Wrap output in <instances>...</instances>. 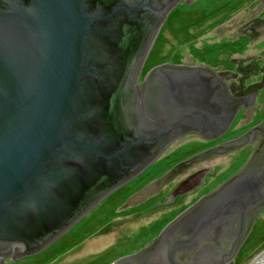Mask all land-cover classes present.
<instances>
[{"label":"water","instance_id":"1","mask_svg":"<svg viewBox=\"0 0 264 264\" xmlns=\"http://www.w3.org/2000/svg\"><path fill=\"white\" fill-rule=\"evenodd\" d=\"M182 1L0 0V264L44 250L175 140L227 131L232 73L163 63L140 80ZM257 158L110 264L234 261L264 211V146Z\"/></svg>","mask_w":264,"mask_h":264},{"label":"rangeland","instance_id":"2","mask_svg":"<svg viewBox=\"0 0 264 264\" xmlns=\"http://www.w3.org/2000/svg\"><path fill=\"white\" fill-rule=\"evenodd\" d=\"M185 1L179 3L175 15L166 19L152 46L151 54L148 55L147 63L156 64L163 57L167 60L166 64L208 67L220 77L226 73L234 74L235 79H225L229 86H235L236 83L240 88L243 84L252 91L258 88L264 82V0L252 4H233L230 0L225 8L223 5L226 0ZM222 8L223 13L233 9L225 12V16L223 13L209 16ZM202 16L204 23L196 30L190 29V34L194 35L190 39H184L183 27ZM234 44L236 47L231 51L223 47H232ZM238 67L239 73L235 70ZM256 98L247 110H241L236 115L230 129L235 130L234 135L264 119V91L256 95ZM191 134L175 140L164 150L160 159L144 173L146 176L151 175L146 182L151 183L152 179L165 175L180 158L189 154L190 145L199 142ZM253 145L241 152L234 151L195 161L188 168L166 177V180L156 185L155 192H152L155 195L160 191L159 200L181 178L196 168L213 166L215 169L214 174L208 176L207 185L195 194L178 198L169 207L154 209L157 198L146 204L139 205L137 201L129 203L126 197L135 192V184L140 180L129 182L104 197L41 252L18 259H10V253L2 264H110L143 249L166 222L173 220L202 194L217 189L230 175L243 168L261 143L256 140ZM169 153V157H166ZM255 224L256 238L253 245L242 253L236 264H255L264 254V211L258 215ZM232 263L233 260L229 264Z\"/></svg>","mask_w":264,"mask_h":264},{"label":"flooded vegetation","instance_id":"3","mask_svg":"<svg viewBox=\"0 0 264 264\" xmlns=\"http://www.w3.org/2000/svg\"><path fill=\"white\" fill-rule=\"evenodd\" d=\"M230 0H226L225 3H229ZM260 0H232L230 1L231 3H236V4H252L255 2H259ZM236 72L239 73L240 72V68H235ZM229 75V74H227ZM234 75V74H233ZM231 75V79H235V76ZM225 79V78H224ZM235 86H229L228 90L230 93V96H232L233 98H235L236 100H241L242 101V106H240L238 108V111L236 113V115L241 111V110H247L248 107H250L254 101L257 99L256 95H260L263 91H264V82L257 88H255V90H249V88H245L244 85L242 84V87L240 88L239 85L237 86L236 83L234 84ZM251 96L253 97V100L251 102ZM236 115L234 117V120L236 118ZM234 120L232 122H234ZM256 123V124H255ZM253 125L249 126L248 128H246V130L244 132L238 133L236 135H234L233 133L234 131H230L231 125L229 126V128L227 129V131L220 137L216 138V139H212V140H206L204 139L202 136L196 134V133H192L191 135H193V137H196L197 141H199L198 143H196L195 145H190L191 147L189 148V154H187L186 157H182V159L180 158V161L177 162L170 170V172L167 174V176H169L172 172H180L182 169L188 168L189 166L193 165V163L195 161H199L205 158H209V157H214V156H218V155H223L229 152H241L244 149H249L252 147L253 142L257 140V142L261 143V146L259 147V149L255 152V154L249 159V161L247 162V164L241 168L240 170H238L237 172L235 171L232 175H230L226 180H224V182L222 184H224L226 181L230 180L232 177H234L235 175H237L238 173H240L241 171L245 170L248 166L259 163V165H261V160L259 157V154L262 151V148L264 146V138L262 136V134H264V119L255 122ZM245 126V125H243ZM258 127V129H256L254 132L250 133V131L253 128ZM242 126L239 128L241 129ZM238 129V130H239ZM232 132V133H230ZM230 134V135H229ZM231 134H233L234 136L232 137ZM187 136V135H186ZM205 145V146H204ZM169 146V145H168ZM167 146V147H168ZM255 146V145H253ZM166 147V148H167ZM165 148V149H166ZM164 149V150H165ZM163 150V152H164ZM162 152V153H163ZM161 153V154H162ZM187 152H185L186 154ZM170 153L166 156L169 157ZM160 159V156L158 157L157 160ZM191 159V160H190ZM156 160V161H157ZM189 160V161H188ZM154 161L147 169H145L143 172H141L138 176H136L133 180L130 181L131 182H136L138 180L139 183L135 184L136 188H135V192L133 194H129V196H127V200L131 199V201H137V203L140 204H146L148 202H150L153 198L154 199H158L157 202H155L154 204V209H159V208H166L169 207L170 205H172L178 198H184L187 195H192L197 193L203 186L207 185V178L210 175L214 174V170L213 166L212 167H199L196 168L195 170H193L192 172L188 173L187 175H185L183 178H181L177 184H175L168 192L167 194L163 197L162 200H159V197H161V193H159L160 191H157V193L155 195H152V192H155L156 190V185L159 184L161 181L166 180L165 175L162 176L160 179L158 178L157 180H153V182L148 183L146 181H148V178L151 177V175L146 176L144 173L152 166L155 164ZM144 174V176L141 178V176ZM195 174H198L200 180H202V183L199 187L195 188V189H190L189 188H183L182 190H180V192L182 193V195H178L175 198H173L172 201H170V197L173 194V191L176 189V187L185 179H187L190 176H193ZM166 176V177H167ZM141 178V179H140ZM221 184V185H222ZM216 190V189H215ZM215 190H212L210 192L204 193L202 194L198 200L203 197L206 196L212 192H214ZM150 193V194H149ZM150 195V196H149ZM134 198V199H133ZM197 200V201H198ZM139 201V202H138ZM168 201H170L169 203H167ZM196 203V201L194 202ZM194 203H192L191 205H193ZM189 205V206H191ZM189 206L185 207V209H187ZM183 210V211H184ZM176 217V216H175ZM174 217V218H175ZM170 221L166 222L169 223ZM160 233V232H159ZM159 235V234H158ZM157 235V237H158ZM154 241V240H153Z\"/></svg>","mask_w":264,"mask_h":264},{"label":"trees","instance_id":"4","mask_svg":"<svg viewBox=\"0 0 264 264\" xmlns=\"http://www.w3.org/2000/svg\"><path fill=\"white\" fill-rule=\"evenodd\" d=\"M225 5H226V3L223 5L224 8H225ZM231 9H233V8L228 9V11H230ZM223 11H224L223 8H222V10H221V9H217V10L213 11L212 13H210L209 16H213V15H216V14H219V13L222 14ZM228 11L226 10L225 12H228ZM177 12H178V9H177V7H176V8L170 13V15H169L168 17L170 18L172 15H175ZM225 12L223 13V15L225 14ZM224 16H225V15H224ZM224 16H223V17H224ZM204 20H205V19H204V17L202 16V17H200V18H198V19H196V20L190 22L189 24L185 25V26L183 27V30H182L183 38H184V39H190V38L192 37V35H194V34H190V29H191V30H192V29H193V30H196V28L200 27V26L204 23ZM223 47H227V48L230 49L229 51H231V49H233V48L236 47V44H234V46H232V47H228V45H225V46H223ZM150 54H151V52H150ZM150 54H149V55H150ZM148 59H149V58H147V60H146V62H145V64H144V66H143L142 73H141V79L144 77V75H145V74H146L151 68H153V67H155V66H158V65H160V64H163V63H165V62L167 61V60L163 59V57H162V58L159 60L158 63L153 64V65H149V64L147 63ZM256 226H257V225L254 223L253 228H252V230H251L249 236H248L247 239L244 241L242 247L240 248V250H239L238 254L236 255V257H235V259H234V261H233L232 264H236V263L239 261L240 257H242V253H243L246 249L250 248V247L253 245L252 242H253V240H255V238H256ZM63 239H64V238H63ZM63 239H61V240H63ZM251 244H252V245H251ZM63 247H64V246H63ZM100 264H101V263H100Z\"/></svg>","mask_w":264,"mask_h":264},{"label":"bare ground","instance_id":"5","mask_svg":"<svg viewBox=\"0 0 264 264\" xmlns=\"http://www.w3.org/2000/svg\"><path fill=\"white\" fill-rule=\"evenodd\" d=\"M262 263H264V254H263V256H260V257L258 258V260L256 261L255 264H262Z\"/></svg>","mask_w":264,"mask_h":264}]
</instances>
